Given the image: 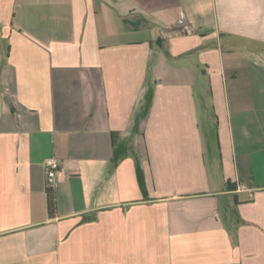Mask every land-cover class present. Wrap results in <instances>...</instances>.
<instances>
[{
  "label": "crops",
  "instance_id": "1",
  "mask_svg": "<svg viewBox=\"0 0 264 264\" xmlns=\"http://www.w3.org/2000/svg\"><path fill=\"white\" fill-rule=\"evenodd\" d=\"M0 264H264V0H0Z\"/></svg>",
  "mask_w": 264,
  "mask_h": 264
},
{
  "label": "built area",
  "instance_id": "2",
  "mask_svg": "<svg viewBox=\"0 0 264 264\" xmlns=\"http://www.w3.org/2000/svg\"><path fill=\"white\" fill-rule=\"evenodd\" d=\"M176 30L186 36L195 34L196 29L184 17L176 24ZM61 169V162L56 157H50L46 161V186L48 189H54L57 185L58 174Z\"/></svg>",
  "mask_w": 264,
  "mask_h": 264
},
{
  "label": "trees",
  "instance_id": "3",
  "mask_svg": "<svg viewBox=\"0 0 264 264\" xmlns=\"http://www.w3.org/2000/svg\"><path fill=\"white\" fill-rule=\"evenodd\" d=\"M137 175L141 189L144 192V195L147 196L144 173L140 167V164L137 165ZM47 204H48V214L50 218H55L57 214V199L54 189H47Z\"/></svg>",
  "mask_w": 264,
  "mask_h": 264
}]
</instances>
